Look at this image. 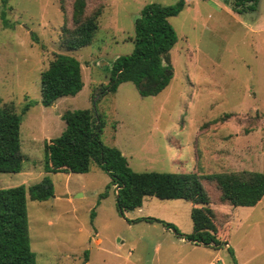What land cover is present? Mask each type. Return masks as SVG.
<instances>
[{
    "label": "rangeland",
    "instance_id": "rangeland-1",
    "mask_svg": "<svg viewBox=\"0 0 264 264\" xmlns=\"http://www.w3.org/2000/svg\"><path fill=\"white\" fill-rule=\"evenodd\" d=\"M177 1L86 0V15L101 12L97 31L89 46L67 51L61 38L73 27V0H0V106L12 103L20 112L30 104L20 142L22 172L31 171L0 173V187L28 189L44 177L53 185L44 202L26 194L36 264H264V197L255 207L213 205L234 217L230 224L225 216L219 220L221 234L229 228L231 256L224 245H195L143 220L188 235L191 204L184 200L150 196L141 211L119 212L114 187L100 197L110 178L95 164L85 174L43 171L44 143L65 128L61 113L93 109L103 125L101 142L117 148L134 172L195 173L215 201L218 193L205 176L264 173V0L242 14L230 0H184L168 19L177 37L169 84L153 96L142 97L131 82L96 94L108 84L113 62L133 52L141 9ZM56 54L79 61L84 87L44 107L40 73Z\"/></svg>",
    "mask_w": 264,
    "mask_h": 264
},
{
    "label": "trees",
    "instance_id": "trees-1",
    "mask_svg": "<svg viewBox=\"0 0 264 264\" xmlns=\"http://www.w3.org/2000/svg\"><path fill=\"white\" fill-rule=\"evenodd\" d=\"M257 1L230 0V7L242 14L254 10ZM86 5V0H73V27L63 29L61 38V45L67 51L89 46L97 31L101 12L96 10L86 15ZM184 5V0H178L171 6L151 3L141 9L134 22L133 52L113 62L108 84L101 86L96 94L115 92L120 84L131 82L142 97L153 96L169 84L173 77L169 52L177 37L168 19L176 16ZM82 87L79 61L71 55L56 54L40 73L41 105L50 107L58 99L74 97ZM29 107L30 104L17 112L12 103L0 106V173L18 174L23 170L20 127ZM61 119L65 124L64 130L59 137L48 140L43 146L45 173L85 174L95 164L110 178L100 197H106L109 187H114L119 212L141 207L143 199L150 196L163 201L190 202L194 206L190 211L192 231L188 235L180 234L170 224L143 218L147 222L162 223L166 229H172L179 239L189 243L216 249L219 245H227L229 228L221 234L222 241L217 235L221 233V217L225 216L228 224L230 216L210 206L254 207L264 197V173L259 172L205 176L218 193L216 201L195 173L134 172L117 148L107 147L101 142L103 125L93 109L66 111ZM27 193L31 201L44 202L52 196L53 185L48 177H44L28 189L24 186L0 188V264H36L35 254L29 245ZM229 253L233 256L231 250Z\"/></svg>",
    "mask_w": 264,
    "mask_h": 264
},
{
    "label": "crops",
    "instance_id": "crops-1",
    "mask_svg": "<svg viewBox=\"0 0 264 264\" xmlns=\"http://www.w3.org/2000/svg\"><path fill=\"white\" fill-rule=\"evenodd\" d=\"M83 87H84V86H83ZM57 101H59V99L56 100L55 103H57ZM55 103H54V104H55ZM54 104H53V105H54ZM62 114H63V113H61V115H62ZM61 115H60V116H61ZM22 171H23V170H22ZM22 171L20 172V174H22L23 176H26V175H27L26 173L31 172V171H28V172H22ZM18 174H19V173H18ZM0 188H2V187H0ZM262 199H263V198H262ZM170 201H175V200H170ZM185 202H187V201H185ZM260 202H261V201H260ZM260 202H259V203H260ZM187 203H190V202H187ZM259 203H258V204H259ZM190 204H191V209H192V207H193L194 205H193L192 203H190ZM258 204H257V205H258ZM211 206H212V207H211ZM211 206H210V207H211L212 209H214V208H213V205H211ZM219 206H227V207H230V209L238 208V207H231V206H228V205H219ZM254 207H255V206H254ZM137 209H138V211H141V210H140L141 207H139V208H137ZM218 212H220V213H224V212H221V211H218ZM230 213H231V212H230ZM224 214H225V213H224ZM228 215H229V214H228ZM233 218H234V217H233ZM233 218H231V216H230V221H231ZM230 221L228 222V224H230ZM220 237H221V233H218L217 238H218L219 240H221ZM228 239H230V236H229V235H228ZM181 240H182V239H181ZM221 241H222V240H221ZM229 242H230V240H228V244L225 245L224 247L228 248V247H229ZM201 246H202V245H201ZM217 260H218V259H217Z\"/></svg>",
    "mask_w": 264,
    "mask_h": 264
}]
</instances>
